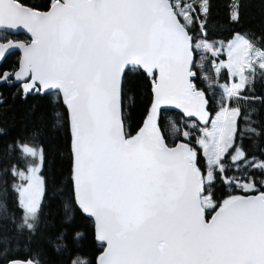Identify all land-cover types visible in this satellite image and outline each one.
Wrapping results in <instances>:
<instances>
[{
	"label": "snow or ice",
	"instance_id": "1",
	"mask_svg": "<svg viewBox=\"0 0 264 264\" xmlns=\"http://www.w3.org/2000/svg\"><path fill=\"white\" fill-rule=\"evenodd\" d=\"M181 5L184 25L176 19L181 15L176 6L165 0H51L44 12L24 0H0V26L23 25L32 34L30 44L0 42V57L9 48L24 50L16 77L23 74L32 81L24 83L26 93L49 88L63 92L71 113L77 203L95 217L99 239L108 245L100 264H264V193L224 200L207 222L204 206L212 204L210 197L202 199L205 177L197 180L195 150L187 144L169 148L162 138L145 135L155 128L152 113L162 105L186 93L203 95L187 79L193 75V49L186 28L194 22L189 14L194 6L183 0ZM126 66L143 70L153 81L151 112L145 128L132 138H125L122 124H117V77ZM259 69L264 72V63ZM19 150L33 160L38 156L28 145ZM227 150L218 146L216 160L209 161L220 173L225 171L220 154ZM254 166L264 169V163ZM38 172L35 162L26 172L13 170L22 181L18 191L28 196L24 207L29 230L33 224L28 220L38 211L31 194L41 183ZM206 180H215L212 168Z\"/></svg>",
	"mask_w": 264,
	"mask_h": 264
},
{
	"label": "trees",
	"instance_id": "2",
	"mask_svg": "<svg viewBox=\"0 0 264 264\" xmlns=\"http://www.w3.org/2000/svg\"><path fill=\"white\" fill-rule=\"evenodd\" d=\"M202 1L200 7L201 0H193L194 8L189 14L194 22L186 28L195 61L190 67L193 73L190 81L203 93L199 101L204 103L209 116L225 103L237 111L229 144L232 147L228 145V150L221 154L225 171L214 170L215 180L207 185L215 210L226 199L264 190V169L254 166L264 163V72L259 67L246 70L249 80L229 96L225 90L228 72L219 61L223 53L214 55L205 51L199 56L196 42L225 41L241 33L251 45L264 51V0ZM24 3L43 10L51 0H24ZM233 15L238 18L234 20ZM178 18L183 25L186 23L180 15ZM5 33L4 39L28 40L23 33ZM18 57L14 49L0 62V264L11 259H29L37 264H96L102 246L95 239L90 216L79 208L75 199L71 113L59 93L36 90L23 93L18 85L1 78L5 71L17 66ZM152 102L150 76L143 70L126 67L120 83L125 137L145 125ZM181 102L184 103V97L173 102L174 105H162L156 111L155 128L148 132L162 138L166 145L178 142L189 145L197 153L196 167L202 175L205 158L197 137L204 123L187 116L186 107H177ZM188 110L193 115L198 109ZM185 132L189 134L187 137ZM23 145L39 146L42 152L43 194L31 230L25 226L15 187L18 178L13 174L14 169L29 161L28 155L19 150ZM238 150L243 152V157ZM233 157H237L235 162ZM238 183L255 187L242 191Z\"/></svg>",
	"mask_w": 264,
	"mask_h": 264
},
{
	"label": "rangeland",
	"instance_id": "3",
	"mask_svg": "<svg viewBox=\"0 0 264 264\" xmlns=\"http://www.w3.org/2000/svg\"><path fill=\"white\" fill-rule=\"evenodd\" d=\"M170 3L172 2L174 6V10L177 13H181V17L184 18L182 14V5L181 0H169ZM193 0H183V4L188 5L189 7H192ZM203 1L201 0L200 7L203 6ZM172 5V4H171ZM6 31L0 30V39H4L6 35ZM247 39L241 34V33H235L231 38L225 41H207L205 39L198 40L196 42V47L200 51L198 52L199 56L201 53H204L205 51L212 53L216 50H219L223 53V59L219 60L227 69L228 72V82L225 87L227 95H229V92L232 94L235 93L236 90H238L247 80H249L250 75L248 73H245L246 70H253L257 69L259 67V64L264 63V57H262L260 54L262 51L261 49L251 45L248 41V43H245ZM207 44L211 46L210 50L206 49L204 45ZM195 63L194 60H192V64ZM252 67H249V66ZM243 69V71H241ZM239 86V87H238ZM194 88V87H193ZM52 95L58 94L57 90L51 91ZM190 94V93H186ZM184 94V96H186ZM181 96V97H184ZM198 110L193 111V118L201 123H207V125L201 126L200 125V133L197 137V143L200 146V150L204 155L205 158V169L202 174L203 177H205V183H204V191L202 193V199L203 197H209V194L207 193V185L209 184L206 180L207 173L210 168L214 170L219 169L218 165H210L209 161H215L217 157V147L220 148H227V146L230 144L232 132L234 129V122H235V116H236V108L232 106H228L226 103L223 104L222 107H220L219 110H217L214 114L209 116V114L204 110V103L198 102ZM170 105H174V103H170ZM189 108H185L187 112H190L188 110ZM191 109V108H190ZM200 110L203 111V115L200 114ZM151 112V108L148 112L147 118ZM153 115V125H155L156 122V112L152 113ZM189 116V115H187ZM146 118V120H147ZM145 127V125H144ZM150 130V129H149ZM200 141H203L204 144L199 143ZM207 145V149H205L204 145ZM30 146V145H28ZM37 150L38 156L33 160V158L28 155L29 161L24 164L22 168L16 169L17 171H25L27 168H29L34 162L36 165L39 166V172L36 173L37 176L40 178V185L38 188H34L31 190V194L35 197L38 208L41 203L42 194H43V177L41 175V157L39 153L41 152V148L39 146H30ZM221 155V154H220ZM200 175V174H199ZM201 177V175H200ZM18 180L16 181V190L18 193V200L19 203L23 209L24 216L27 215L26 209L24 207V204L27 203L28 196L27 195H21L18 191L22 187V181L19 176H17ZM27 182L24 181L23 184H26ZM243 183H238V185ZM242 191H248L249 189H245L243 187H238ZM212 206L209 207L207 205L204 206V212L203 215H208V217L211 215V213L214 211V203L211 200ZM38 212V211H37ZM37 213L35 214L34 218H29L28 222L33 223L35 221ZM25 218V217H24Z\"/></svg>",
	"mask_w": 264,
	"mask_h": 264
},
{
	"label": "water",
	"instance_id": "4",
	"mask_svg": "<svg viewBox=\"0 0 264 264\" xmlns=\"http://www.w3.org/2000/svg\"><path fill=\"white\" fill-rule=\"evenodd\" d=\"M165 2H166V3H169V4L171 5V3H170L169 0H165ZM27 6H28V5H27ZM49 6H50V5H49ZM39 10L42 11V12H44V11H48V10H49V7L46 8V9H43V10H41V9H39ZM176 19L178 20V22H179L181 25H183L182 22L179 20L178 17H177ZM0 30L6 31V32H9V33H23V34H25V35L28 37V40H27V41L18 42V43H14V42H13L12 40H10V39L5 40V41L0 40V42H8V41H11V42H13L14 44H20V43H23V44H30V43H31V40H32V34H31V32H29L28 29H26L23 25H18L16 28H8V27L0 26ZM186 31H187V30H186ZM187 35H188V37H190V35L188 34V32H187ZM14 49L17 50L18 53H19V59H18L17 67H16L15 69H13V70L5 71V72L3 73L2 76L4 77V74H5V73L10 74V75H8V77H9V78H12V81H13L14 83H16V84H21V87H22V90H23V88H24V83H25V82H28V83L31 84L32 81L30 80V78H29L28 76H23V74L21 75V78H20V79H17V77H16V73L21 71L22 63H23V59H24V50H23L22 48H19V47L9 48V49L6 50L5 55H6L7 53H9L10 51L14 50ZM5 55H4V56H5ZM4 56H3V57H0V62L2 61V59L4 58ZM192 60H193V56H192ZM191 64H192V62L190 63L189 67H191ZM126 67H127V66H126ZM190 70H191V69H190ZM121 75H122V73H118V77H117V79H118V84H119V91H118V97H117V124H118V125L122 124V122H121V108H120V83H121ZM156 75H157V77L159 76V71H158V70L156 71ZM8 77H7V78H8ZM187 79H188L189 83L192 85V88H193V84H192L191 81H190V77H188ZM37 87L40 88V85L37 84ZM193 89H194V92H198L197 89H195V88H193ZM52 90H57V89H55V88H49V89H47V90H41V91H39V92H40V93H44V92H49V91H52ZM58 91H59V93H60V96H61V99H62L64 105L67 107L68 111L70 112V109L68 108V106H67L66 103H65V98H64V95H63L62 90H58ZM23 92H25V91L23 90ZM27 93H28V92H27ZM199 98H200V97H196L194 94H191V93H190V95H189V97H188V100H189V101H191V100H192V101H197V100H199ZM177 101H181V98L178 99ZM143 128H145V127H144V126H141V127L137 130V132H135V134H133L132 136H129V137H125V138L136 137L138 134H140L141 129H143ZM145 135H152V134H150V133L147 131V132L145 133ZM180 144H181V143L178 142V143H175V144H173V145H167V146H168L169 148H175V147H177V146L180 145ZM199 179H200V175L198 174V175H197V180L199 181ZM73 181H74V180H73ZM74 192H75V186H74ZM261 193H264V190H263L262 192H259V193H256V194H244V195H238V196H236V197L245 198V199H252V198L258 197ZM75 199H76V202H77L76 192H75ZM77 204H78V203H77ZM78 206H79V205H78ZM79 208H80V206H79ZM80 209H81V208H80ZM81 210H82V209H81ZM218 211H219V207H218L217 209H215V210L211 213V215H210L209 217H205V216L203 215V216H204V219H205L207 222H212L213 217L216 215V213H217ZM85 214H86V213H85ZM86 215H88V214H86ZM88 216H90V215H88ZM90 218H91L92 223H93L95 239H96V241L102 246V247H101V252L99 253V255H98L97 259H96V264H100V260H101L102 257L105 256V252H106V249H107L108 245H107L106 242L101 241V240L99 239V231H98V229H97V225H96L95 217L90 216ZM28 261H31L32 264H37L35 261L29 260V259H11V260L6 261V262L3 263V264H10V262H15V264H25V262H28Z\"/></svg>",
	"mask_w": 264,
	"mask_h": 264
},
{
	"label": "flooded vegetation",
	"instance_id": "5",
	"mask_svg": "<svg viewBox=\"0 0 264 264\" xmlns=\"http://www.w3.org/2000/svg\"><path fill=\"white\" fill-rule=\"evenodd\" d=\"M8 39H10V40H12L14 43H18V42H23L22 40H17V39H14V38H12V37H8V38H5V39H0V40H2V41H5V40H8ZM5 57V56H4ZM18 59H19V57H18ZM17 64H18V62H17ZM17 67V66H16ZM15 67V68H16ZM14 68V69H15ZM11 70H13V69H11ZM10 71V70H9ZM3 75V74H2ZM1 75V78L2 79H5L3 76ZM5 80H7L9 83H14L13 81H12V78H7V79H5ZM14 84H16V83H14ZM16 85H18V87L22 90V87H21V84H16ZM39 88V87H38ZM33 91V90H32ZM53 91V90H52ZM22 92H23V90H22ZM49 92H51V91H49ZM57 92L59 93V91L57 90ZM23 93H26V92H23ZM60 94V93H59ZM189 95L190 94H186V96H184V105H185V107H187V108H197L198 109V102H199V100L201 99V97L199 98V100H197V101H189L188 100V97H189ZM183 100V99H182Z\"/></svg>",
	"mask_w": 264,
	"mask_h": 264
}]
</instances>
